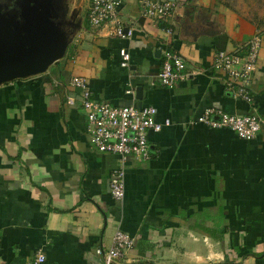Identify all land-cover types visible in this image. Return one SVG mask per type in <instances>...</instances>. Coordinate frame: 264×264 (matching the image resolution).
I'll use <instances>...</instances> for the list:
<instances>
[{
  "label": "crops",
  "instance_id": "1",
  "mask_svg": "<svg viewBox=\"0 0 264 264\" xmlns=\"http://www.w3.org/2000/svg\"><path fill=\"white\" fill-rule=\"evenodd\" d=\"M80 1L68 15L61 10L84 15L69 56L0 86V264L39 253L45 264H106L101 252L117 231L134 247L116 264H264V30L222 0H168L174 9L165 24L145 17L139 0H123L121 20L135 34L120 39L112 24L91 27L90 1ZM58 24L73 27L66 18ZM256 36L262 45L247 103L227 90L215 59L246 56ZM122 48L131 55L127 69L118 67ZM165 50L194 73L173 88L158 82ZM73 76L88 78L100 102L153 106L159 122L171 121L150 133V161L123 165L93 146L80 102H68L80 97ZM209 108L258 115L262 129L248 141L198 124ZM122 166L125 197L117 201L110 183Z\"/></svg>",
  "mask_w": 264,
  "mask_h": 264
},
{
  "label": "built area",
  "instance_id": "2",
  "mask_svg": "<svg viewBox=\"0 0 264 264\" xmlns=\"http://www.w3.org/2000/svg\"><path fill=\"white\" fill-rule=\"evenodd\" d=\"M142 13L155 23L165 24L174 9L168 0H139ZM123 0H90L88 21L91 27L104 28L112 24V35L120 39L133 38V27H125L120 11ZM172 34L171 28H165ZM262 45L260 36L250 43L246 56L226 55L220 52L215 59V66L228 74L227 90L235 98L247 103L252 101L248 93V85L257 69L259 53ZM121 67L129 68L131 55L125 48L119 51ZM194 75L187 68L184 59L174 51L165 50L158 82L163 87L173 88L179 83L188 81ZM70 86L79 91V98L71 96L68 102L72 106L80 102L86 119L90 142L100 152L119 156L122 164L135 158L139 162L152 159L149 136L150 133H160L164 127L171 125L169 119L164 122L157 120L158 111L153 106L137 108L135 105L114 106L100 102L93 97L89 82L81 76H73ZM134 93V90L128 91ZM197 123L211 129H230L244 140L254 139L262 129V119L258 115L237 116L225 113L219 109L209 108L198 119ZM110 190L113 198L122 201L125 197V171L123 166L111 178ZM113 247L104 255L106 264H116L124 254L134 247V240L128 234L117 231ZM1 252V243H0ZM100 253V254H101ZM46 256L39 253L33 260L24 264H45Z\"/></svg>",
  "mask_w": 264,
  "mask_h": 264
},
{
  "label": "rangeland",
  "instance_id": "3",
  "mask_svg": "<svg viewBox=\"0 0 264 264\" xmlns=\"http://www.w3.org/2000/svg\"><path fill=\"white\" fill-rule=\"evenodd\" d=\"M78 1L79 0H77V2ZM81 1L80 4L83 6L84 3L87 4L90 0ZM222 1L224 4L236 11V13H238L241 17L252 21L260 29L264 30V0ZM65 5H71L72 8H76L78 6L76 5V0H0V27H2L0 28V54L6 55L5 53L7 52V55H14V53L21 47L18 44L20 42L17 38L21 35L26 37L24 22L29 18L30 6L36 7L38 10H42L39 11V14L44 17V35L47 39H55V41L58 42L61 39L62 34H64L67 39L66 41L69 42L76 33L78 36V29L84 15L70 12V15L65 17L66 23L69 24V26L70 24L73 26L72 29H68V27H66L62 30L58 24L59 18L62 19L59 11H61ZM4 28H6V30H4ZM70 49L71 47L67 51L66 56H69ZM119 66L121 67V60L118 61V67Z\"/></svg>",
  "mask_w": 264,
  "mask_h": 264
},
{
  "label": "water",
  "instance_id": "4",
  "mask_svg": "<svg viewBox=\"0 0 264 264\" xmlns=\"http://www.w3.org/2000/svg\"><path fill=\"white\" fill-rule=\"evenodd\" d=\"M35 8L30 6L29 18L24 22L26 37L21 35L17 38L21 46L19 50L14 55H7V52L6 55L0 54V86L16 79L44 74L52 66L58 65L66 53L68 41L64 34L58 42L47 39L44 35V17L39 14L42 10ZM65 10L67 15L68 5H65ZM64 15L61 14L62 18L66 17ZM142 91V87L137 89L138 99L142 98Z\"/></svg>",
  "mask_w": 264,
  "mask_h": 264
},
{
  "label": "bare ground",
  "instance_id": "5",
  "mask_svg": "<svg viewBox=\"0 0 264 264\" xmlns=\"http://www.w3.org/2000/svg\"><path fill=\"white\" fill-rule=\"evenodd\" d=\"M67 15H68V13H67Z\"/></svg>",
  "mask_w": 264,
  "mask_h": 264
}]
</instances>
